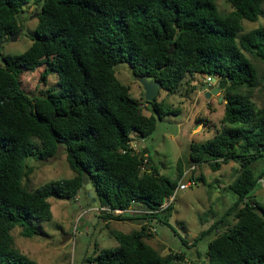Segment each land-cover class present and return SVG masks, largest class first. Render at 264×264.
Masks as SVG:
<instances>
[{
    "label": "trees",
    "instance_id": "trees-1",
    "mask_svg": "<svg viewBox=\"0 0 264 264\" xmlns=\"http://www.w3.org/2000/svg\"><path fill=\"white\" fill-rule=\"evenodd\" d=\"M29 1L0 0V42L21 34L19 16ZM224 1L231 11L221 12L217 0L42 2L31 46L19 56L0 54V264H37L14 247L10 231L19 226L25 238L38 235L33 222L52 219L48 200L85 196L80 193L83 178L98 208L111 210L135 204L155 211L178 186L159 173L150 157L149 170L141 172L142 160L122 153L131 134L148 139L158 120L179 113L164 110L155 98L153 114H143V105L115 77L114 67L122 62L135 78L156 81L170 95L188 76L226 82L221 128L211 140L191 142L188 154L177 161L178 179L184 165H206L216 172L237 163L239 174L228 186L235 202L196 239L212 236L202 264H264V206L250 197L264 177V166L260 170L258 164L264 163V105L256 107L252 99L264 85L252 62L264 64V25L245 32L242 23L264 18V0ZM40 67L41 82L55 73L58 90L30 98L19 75ZM59 145L73 177L26 190L24 159L54 158ZM101 214L108 223L168 225L171 207L154 215ZM111 235L118 246L101 250L87 264H189L183 252L161 256L148 245L147 224Z\"/></svg>",
    "mask_w": 264,
    "mask_h": 264
},
{
    "label": "rangeland",
    "instance_id": "rangeland-1",
    "mask_svg": "<svg viewBox=\"0 0 264 264\" xmlns=\"http://www.w3.org/2000/svg\"><path fill=\"white\" fill-rule=\"evenodd\" d=\"M44 0H30L19 16L21 34L15 41L7 39L0 45V54L19 56L33 43L37 29V13ZM221 12L231 11V7L224 0H217ZM244 31H250L264 25V18L258 17L256 22L242 21ZM252 60V59H251ZM262 78L264 64L252 60ZM44 71L40 67L32 72H22L19 75L22 91L30 98L40 96L41 92H57L58 77L55 73H48L46 80L41 82L40 75ZM116 79L130 89V96L138 100L143 106V114H153L151 103L145 101L142 86L131 72L126 62L114 67ZM205 75L186 77L182 80L175 94H167L160 90L156 102L164 110H178V114H168L161 121H157L156 129L147 139L146 145L154 165L160 174L179 185L176 164L189 152L191 142L204 143L214 138L216 131L221 128L224 116V92L220 91L209 98L206 94L215 89L220 79L211 76L209 84L205 83ZM256 107L264 105V85L253 93ZM201 120L203 129L193 133ZM152 162V163H153ZM261 168L264 163H258ZM24 165L29 170L23 178L22 184L28 191L40 186L73 177L65 159L64 146L59 145L54 158L39 160L33 157L24 159ZM234 169L224 165L219 171L213 172L208 166L202 165L193 170L195 186L180 191L171 205V215L168 225L153 221L158 234L157 239L164 247L159 250L161 256L170 252H183L189 264H199L206 261L208 243L212 236L197 239L201 232L210 224L222 217L225 211L235 202L236 196L228 186L237 178L239 165L233 163ZM185 167V165H184ZM259 182V181H258ZM222 187V188H221ZM257 203L264 206V190L257 183L250 194ZM52 219L49 222H33L34 229L39 232L30 238L21 235L22 228L16 226L10 231L14 240V247L23 255L37 264H87L86 260L93 258L101 250L115 249L117 241L111 235L112 231L129 233L137 229L139 221H111L101 217L98 209H89L85 205V196L80 194L74 201L49 200ZM230 218H228L229 220ZM231 221V220H230ZM106 222V223H105ZM63 239H66L63 242ZM192 243L190 246L182 244ZM199 263H198V262Z\"/></svg>",
    "mask_w": 264,
    "mask_h": 264
},
{
    "label": "built area",
    "instance_id": "built-area-1",
    "mask_svg": "<svg viewBox=\"0 0 264 264\" xmlns=\"http://www.w3.org/2000/svg\"><path fill=\"white\" fill-rule=\"evenodd\" d=\"M211 80V77H206L205 78V83L209 84ZM130 140L127 144L126 149H124L122 151L123 154L125 153H130L132 155H135L137 157H139L142 161H141V165H140V170L141 172H146L149 170L150 168V163H149V153L146 152L145 150L147 149V145H146V139H142L139 138L135 133L130 135ZM195 167H191L190 170H194ZM196 185V181H194L193 179H189L187 182H181L172 192L171 195H169L168 197H166L164 199V202L162 203L161 206H159V208L155 211H148L145 209L140 208L138 205H131L129 208H127L126 210H120V209H116V210H111L109 208L103 207V208H97L100 212H106L109 215H123V214H128V215H154V214H160L164 211H166L169 207H171L172 203L175 200V197L177 196V194L180 191H183L187 188H190L192 186ZM149 223L151 221H148ZM149 232L151 234H155V229L154 228H149Z\"/></svg>",
    "mask_w": 264,
    "mask_h": 264
},
{
    "label": "water",
    "instance_id": "water-1",
    "mask_svg": "<svg viewBox=\"0 0 264 264\" xmlns=\"http://www.w3.org/2000/svg\"><path fill=\"white\" fill-rule=\"evenodd\" d=\"M19 33H16L12 36L9 37L10 41H15L16 38L18 37ZM3 42H0V45ZM137 81L140 83L144 90V96H145V101L148 103H152L155 98L157 97L159 91H160V84L156 81H149L147 77H137ZM226 86V82H220L219 85L213 89L210 93L206 94V97H210L211 95H215L219 93L220 91H223ZM222 100V97L220 98ZM190 178H187L183 182H187ZM80 193L85 194V205L89 209H97L98 208V202L95 197V193L93 191V188L91 184L88 182L86 178H83L82 181V187L80 189ZM264 226V223H263ZM66 239H63V242H65Z\"/></svg>",
    "mask_w": 264,
    "mask_h": 264
},
{
    "label": "crops",
    "instance_id": "crops-1",
    "mask_svg": "<svg viewBox=\"0 0 264 264\" xmlns=\"http://www.w3.org/2000/svg\"><path fill=\"white\" fill-rule=\"evenodd\" d=\"M201 130V129H203V126L202 125H199L194 131H193V133L194 132H196L197 130ZM198 132V131H197ZM146 141H147V139H146ZM147 150H149L148 148H147ZM148 152V151H147ZM149 153V152H148ZM149 157L152 159V157H151V155L149 154ZM152 162H153V160H152ZM233 163L234 162H230V163H228L227 165L229 166V168L232 170V169H234V165H233ZM237 164V163H236ZM153 165H154V162H153ZM155 166V165H154ZM224 166V165H223ZM223 166H221V168L219 169V170H221L222 168H223ZM156 167V166H155ZM218 170V171H219ZM160 173V172H159ZM193 177V171H191L190 170V168H187V167H184L183 168V178H182V181L181 182H183L184 180H186L187 178H192ZM258 184H259V186H260V188H262V190H264V177L262 178V179H260L259 180V182H258ZM222 188V187H221ZM111 222V221H110ZM106 223V222H105ZM230 223H233V222H230ZM229 223V224H230ZM148 225V227L149 228H154L155 229V234H152V237L151 238H149L148 240H146V243L148 244V245H150L151 247H153L154 249H156L157 251H159V250H161L163 247H164V244H163V242H161L160 240H158L157 239V234H158V231H157V229H156V227L155 226H153V222H148V221H144V222H142V223H138V226L137 227H139L140 225ZM212 224V223H211ZM210 224V225H211ZM186 244H187V247L188 246H190V245H192V243H187L186 242ZM186 259V258H185ZM186 261H188V263H189V261L190 262H192V263H194V261L193 260H186ZM198 262V261H197ZM199 263V262H198ZM199 264H202V263H199Z\"/></svg>",
    "mask_w": 264,
    "mask_h": 264
}]
</instances>
